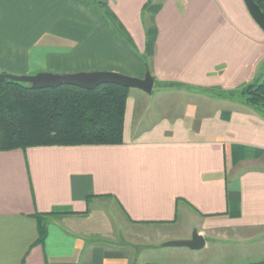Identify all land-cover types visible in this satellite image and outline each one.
Segmentation results:
<instances>
[{"label":"crops","instance_id":"0c3cea01","mask_svg":"<svg viewBox=\"0 0 264 264\" xmlns=\"http://www.w3.org/2000/svg\"><path fill=\"white\" fill-rule=\"evenodd\" d=\"M33 70L150 72L168 102L142 126L130 89L121 145L0 151V264H142L143 232L184 220L178 238L196 226L206 240L196 254L264 234V115L226 97L264 77L244 0H0V73Z\"/></svg>","mask_w":264,"mask_h":264},{"label":"trees","instance_id":"16d2710c","mask_svg":"<svg viewBox=\"0 0 264 264\" xmlns=\"http://www.w3.org/2000/svg\"><path fill=\"white\" fill-rule=\"evenodd\" d=\"M254 2L264 13V0ZM129 92L116 84L94 90L67 84L33 89L28 83L4 79L0 82V151L121 145ZM226 97L240 99L264 115V77ZM38 222L41 244L46 231L43 220Z\"/></svg>","mask_w":264,"mask_h":264},{"label":"rangeland","instance_id":"374dc122","mask_svg":"<svg viewBox=\"0 0 264 264\" xmlns=\"http://www.w3.org/2000/svg\"><path fill=\"white\" fill-rule=\"evenodd\" d=\"M117 36L119 37L120 41L123 44H128L126 38L123 35L119 34L116 30ZM132 48V47H131ZM135 54L139 56V54L133 50ZM140 57V56H139ZM142 61L150 65V61L147 60L146 57L142 58ZM39 71V70H38ZM33 74L30 76H34L38 74L37 70H33ZM2 74H11L14 76H22L19 74L14 73H2ZM160 86H168L169 83H160ZM180 87H178L179 89ZM133 96L136 94H140V97L146 98V103H141L138 107V113L135 115L136 122L139 119V115H144L146 119H144L145 124L142 126H149L151 125L154 120L158 119L161 113H158V109L156 108L157 104H163L166 107L168 102L167 99L161 98L160 88L159 86L155 85L153 88L152 94H147L143 91H139V89H131ZM149 107L150 114L145 115V110ZM164 107V108H165ZM155 112V113H153ZM140 127V125H138ZM116 222V220H115ZM184 221H180V223L173 227V228H164L159 227L160 233L157 234L156 232L148 231V234L143 232V235L148 237L151 241L150 242H140L138 248L135 247L133 249V255L135 258L139 259V261L144 263H160V264H233V263H248L254 261H261L264 262V234L258 233L252 239L245 238V234L240 232L238 235L240 237L236 238L234 233L229 232L228 240L220 239V238H213L210 240L211 248L209 250L202 251L204 254H196L199 251H192L189 248L184 247H169L166 246V243L173 242V241H180L187 238H178L177 236H186L188 237L187 230L185 229L186 224ZM197 230L196 226H193L190 230V237H192L194 231ZM171 235L174 236L173 238L170 237L169 240H162L159 235ZM245 248L252 252L253 254H245ZM222 250L224 252H237L238 254H219ZM174 253L176 255L172 256ZM183 252H188L189 254H181ZM206 253V254H205ZM198 258V259H197Z\"/></svg>","mask_w":264,"mask_h":264},{"label":"water","instance_id":"95a60500","mask_svg":"<svg viewBox=\"0 0 264 264\" xmlns=\"http://www.w3.org/2000/svg\"><path fill=\"white\" fill-rule=\"evenodd\" d=\"M244 2L254 21L264 31V13L260 7L254 2V0H244ZM4 79L28 83L33 89L56 88L62 84H67L87 90H94L102 84H116L129 89H139L147 94H152L154 88V78L150 72H147L144 79L132 78L112 72H80L66 75L42 72L34 76H14L11 74L0 73V82ZM205 244V238L195 230L192 238L188 240L168 242L166 243V246L184 247L193 251H199L204 248Z\"/></svg>","mask_w":264,"mask_h":264}]
</instances>
